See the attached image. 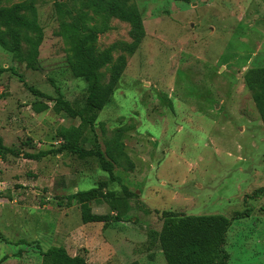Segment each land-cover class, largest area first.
<instances>
[{"label": "rangeland", "instance_id": "obj_1", "mask_svg": "<svg viewBox=\"0 0 264 264\" xmlns=\"http://www.w3.org/2000/svg\"><path fill=\"white\" fill-rule=\"evenodd\" d=\"M57 1L66 0H34L43 30L37 69L0 47V139L7 147L0 154V264H41L40 251L57 245L88 264H166L152 234L162 211L231 217L245 208L250 214L227 231L226 264H264V194L251 197L264 187V129L243 83L247 68L264 66V0H131L145 35L133 54L112 51L110 64L123 54L125 69L91 125L53 110L50 79L75 109L87 95L57 35ZM109 26L98 50L130 41L128 23L112 18ZM0 33L9 38L5 27ZM20 33L25 49L32 33ZM110 64L101 69L103 82ZM9 67L49 98L34 95ZM41 99L48 109L37 113L32 104ZM71 126L82 127L85 150L105 151L120 132L132 167L116 156L111 180L96 156L58 151L65 143L58 131ZM91 187L112 193L93 200L92 212L120 221L81 222L79 203L67 197Z\"/></svg>", "mask_w": 264, "mask_h": 264}, {"label": "trees", "instance_id": "obj_2", "mask_svg": "<svg viewBox=\"0 0 264 264\" xmlns=\"http://www.w3.org/2000/svg\"><path fill=\"white\" fill-rule=\"evenodd\" d=\"M1 3L2 0H0V27L6 28L9 38L0 33V47L10 52L15 61L25 64L27 68L37 69V57L39 46L43 40V30L38 24L34 0H24L10 6H2ZM54 11L59 18L57 35L64 40L68 47L66 62L69 71L74 77L86 82L87 95L84 107L75 109L64 98L54 81L50 79V83L57 92L53 101V110L56 113L63 112L70 118L79 117L81 124L91 125L97 117V112L112 100L118 81L125 69L126 59L123 54L110 64L112 51L119 49L124 53L133 54L138 49L145 35L142 15L138 7L131 3V0L57 1L54 3ZM112 18L129 24L130 41L113 43L103 50H98L96 46L97 37L109 30V22ZM20 29L32 33V36H24L25 49L21 46ZM108 64H110L108 79L103 82L104 76L101 69L106 68ZM5 70L16 75L19 81L34 95L49 98L32 86L27 85L23 77L13 67ZM243 83L245 88L251 92L252 100L264 129V66L247 68L243 73ZM32 107L37 113L48 109L44 99L33 102ZM81 126L63 127L58 131V135L65 142L60 145L58 151L66 150L81 158L96 156L102 168L108 172L111 180H115L112 163L116 161V156L124 159L132 167L128 155L123 150L120 132L116 133L111 144L106 143L105 151L102 152L98 148L85 150L78 144ZM4 150H7V147L2 144L0 139V154ZM46 153L41 152L37 155L27 156L38 158L46 155ZM103 194L112 196V193L104 192L101 187H91L87 190H79L67 198L69 200L75 199L79 203L82 223L120 221L118 215L112 216L111 213L92 212L90 203L102 197ZM262 194H264V187H259L252 191L251 197H258ZM113 211L114 207L112 206L111 212ZM249 214V208L234 211L231 217L221 214L186 215L164 210L161 212L162 226L159 231H154L152 234L157 240L166 264H226L229 253L224 249V244L231 222L247 217ZM40 255L42 257L41 264H88L83 254L77 253L72 256L63 245L52 246L45 251H40ZM126 264L140 263L133 260Z\"/></svg>", "mask_w": 264, "mask_h": 264}, {"label": "crops", "instance_id": "obj_3", "mask_svg": "<svg viewBox=\"0 0 264 264\" xmlns=\"http://www.w3.org/2000/svg\"><path fill=\"white\" fill-rule=\"evenodd\" d=\"M99 223V222H98ZM73 232H70V233H66V234H68L69 235V238H71V234H72ZM77 232H74L73 233V235H75ZM88 235H90L91 233H87ZM65 248H66V250L68 249L67 248V246H65ZM87 248V247H86ZM87 250V249H86ZM68 251V250H67ZM70 254V253H69ZM70 255H72V256H74V255H76V253H73V254H70ZM8 260L10 259V258H7Z\"/></svg>", "mask_w": 264, "mask_h": 264}, {"label": "built area", "instance_id": "obj_4", "mask_svg": "<svg viewBox=\"0 0 264 264\" xmlns=\"http://www.w3.org/2000/svg\"><path fill=\"white\" fill-rule=\"evenodd\" d=\"M4 182L0 181V189L4 188Z\"/></svg>", "mask_w": 264, "mask_h": 264}]
</instances>
